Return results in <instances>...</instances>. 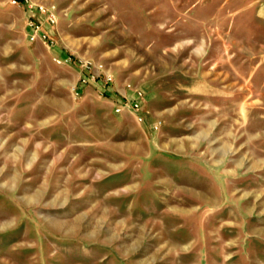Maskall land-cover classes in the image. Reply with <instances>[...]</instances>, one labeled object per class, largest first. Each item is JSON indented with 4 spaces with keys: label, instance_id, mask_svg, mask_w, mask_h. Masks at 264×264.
I'll return each mask as SVG.
<instances>
[{
    "label": "rangeland",
    "instance_id": "374dc122",
    "mask_svg": "<svg viewBox=\"0 0 264 264\" xmlns=\"http://www.w3.org/2000/svg\"><path fill=\"white\" fill-rule=\"evenodd\" d=\"M0 264H264V0H0Z\"/></svg>",
    "mask_w": 264,
    "mask_h": 264
},
{
    "label": "built area",
    "instance_id": "2783aa9c",
    "mask_svg": "<svg viewBox=\"0 0 264 264\" xmlns=\"http://www.w3.org/2000/svg\"><path fill=\"white\" fill-rule=\"evenodd\" d=\"M18 1V0H14ZM51 20L54 21V17L50 16ZM30 26L33 28V33L31 34V38L34 39L39 34L42 38H46V34L42 33L41 24L36 22L29 23ZM93 78H96L95 76ZM84 81H87V79H83ZM112 80V76H106V82L109 83V81ZM130 86V85H129ZM124 103H116V112L121 113L125 107H132L133 109H136L138 111L141 110V107L144 102V93L141 89L135 88L132 95L123 94ZM159 126V123L155 124V127L157 128Z\"/></svg>",
    "mask_w": 264,
    "mask_h": 264
},
{
    "label": "trees",
    "instance_id": "16d2710c",
    "mask_svg": "<svg viewBox=\"0 0 264 264\" xmlns=\"http://www.w3.org/2000/svg\"><path fill=\"white\" fill-rule=\"evenodd\" d=\"M18 1H20V2H22V3L24 2V0H18Z\"/></svg>",
    "mask_w": 264,
    "mask_h": 264
},
{
    "label": "crops",
    "instance_id": "0c3cea01",
    "mask_svg": "<svg viewBox=\"0 0 264 264\" xmlns=\"http://www.w3.org/2000/svg\"><path fill=\"white\" fill-rule=\"evenodd\" d=\"M121 93V92H120ZM124 94H126V93H124ZM122 95H123V93H122Z\"/></svg>",
    "mask_w": 264,
    "mask_h": 264
},
{
    "label": "bare ground",
    "instance_id": "6f19581e",
    "mask_svg": "<svg viewBox=\"0 0 264 264\" xmlns=\"http://www.w3.org/2000/svg\"><path fill=\"white\" fill-rule=\"evenodd\" d=\"M74 227V226H73Z\"/></svg>",
    "mask_w": 264,
    "mask_h": 264
}]
</instances>
